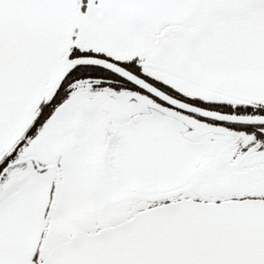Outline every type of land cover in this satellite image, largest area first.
Here are the masks:
<instances>
[{
  "label": "snow or ice",
  "instance_id": "obj_1",
  "mask_svg": "<svg viewBox=\"0 0 264 264\" xmlns=\"http://www.w3.org/2000/svg\"><path fill=\"white\" fill-rule=\"evenodd\" d=\"M0 264H264V0H0Z\"/></svg>",
  "mask_w": 264,
  "mask_h": 264
}]
</instances>
